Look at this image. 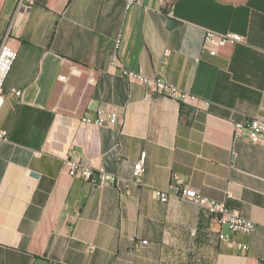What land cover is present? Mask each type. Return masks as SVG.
I'll return each instance as SVG.
<instances>
[{"label":"crops","instance_id":"1","mask_svg":"<svg viewBox=\"0 0 264 264\" xmlns=\"http://www.w3.org/2000/svg\"><path fill=\"white\" fill-rule=\"evenodd\" d=\"M205 28L245 38L210 55ZM6 36L17 57L0 110V264L264 263V143L235 139L232 127L264 120V0H35L27 9L0 0ZM111 60L194 97L181 109ZM98 107L117 121L81 123ZM70 149L117 183L67 175ZM173 175L255 229L230 232L174 194L160 202Z\"/></svg>","mask_w":264,"mask_h":264},{"label":"built area","instance_id":"2","mask_svg":"<svg viewBox=\"0 0 264 264\" xmlns=\"http://www.w3.org/2000/svg\"><path fill=\"white\" fill-rule=\"evenodd\" d=\"M35 0H19V4L23 8H29ZM137 0H127V5L135 3ZM244 36L232 31L219 32L210 28H205L203 31V47L207 49L210 55L216 54L218 47L230 44L241 43L244 41ZM117 44V43H116ZM17 57L16 50L8 42V37L0 40V110L4 103L3 86L5 80L12 68V65ZM114 67H119L122 77L130 82H137L146 87L151 94H157L166 98L177 101L180 105L189 98H193L187 90L181 89L175 84L165 81L160 76H148L140 69L131 70L119 65L114 60L110 61ZM75 71H81L74 68ZM14 96L19 97L21 90L13 89ZM205 106L209 105V101L203 102ZM81 123L94 125L97 127L112 125L117 121V113L113 109H105L98 107L93 114H87L81 117ZM233 137L244 138L251 143H264V120L258 118H246L240 121H233ZM8 133L6 129L0 128V144L7 141ZM145 153L142 152L138 160L133 164V179L136 182L141 181L143 163ZM62 168L73 178H79L92 185L97 186H114L118 178L115 174L107 171L103 166H94L90 161L75 156V151L70 149L62 156ZM169 190L173 193L164 190H157L156 196L160 202H167L171 194L189 200L199 207H202L211 217L212 221L220 226H225L230 232H238L248 234L255 229V224L252 220L242 216L237 209L228 207L224 202L210 199L200 194L197 190L191 187L182 185L181 180L173 175L169 183ZM221 238L229 240L228 234L220 235ZM142 241L141 243H146ZM231 242H234L231 240ZM241 249H247L243 243H237ZM264 264V263H261Z\"/></svg>","mask_w":264,"mask_h":264},{"label":"water","instance_id":"3","mask_svg":"<svg viewBox=\"0 0 264 264\" xmlns=\"http://www.w3.org/2000/svg\"><path fill=\"white\" fill-rule=\"evenodd\" d=\"M177 24V21L175 19L169 18L167 21V26L171 27L173 25Z\"/></svg>","mask_w":264,"mask_h":264},{"label":"trees","instance_id":"4","mask_svg":"<svg viewBox=\"0 0 264 264\" xmlns=\"http://www.w3.org/2000/svg\"><path fill=\"white\" fill-rule=\"evenodd\" d=\"M185 106L184 105H181V109H183Z\"/></svg>","mask_w":264,"mask_h":264},{"label":"rangeland","instance_id":"5","mask_svg":"<svg viewBox=\"0 0 264 264\" xmlns=\"http://www.w3.org/2000/svg\"><path fill=\"white\" fill-rule=\"evenodd\" d=\"M169 1H172V0H169Z\"/></svg>","mask_w":264,"mask_h":264}]
</instances>
